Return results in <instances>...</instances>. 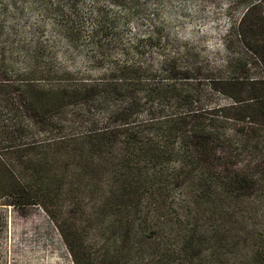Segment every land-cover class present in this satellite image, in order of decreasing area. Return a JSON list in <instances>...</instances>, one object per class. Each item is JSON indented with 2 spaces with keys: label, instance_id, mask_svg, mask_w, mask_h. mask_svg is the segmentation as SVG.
Listing matches in <instances>:
<instances>
[{
  "label": "rangeland",
  "instance_id": "1",
  "mask_svg": "<svg viewBox=\"0 0 264 264\" xmlns=\"http://www.w3.org/2000/svg\"><path fill=\"white\" fill-rule=\"evenodd\" d=\"M257 1L0 0V82L18 86L35 78L39 88L51 89V85H62L65 80L88 82L98 78L100 68L111 61H137L151 64L158 71L166 58L179 57L184 68L190 67L183 81L196 91L193 105L187 109L192 111L189 114H202L216 105L228 106L231 101L218 91L219 81L232 76L236 62L248 61L249 77L264 74V64L233 36L242 16ZM259 10H264V4ZM97 45L111 49V57L105 58L99 69L92 62ZM37 52L38 62L30 63L29 56ZM154 81L167 82L163 76ZM16 108L14 99L7 102L0 97V154L11 163L65 152V148L49 152L48 145L60 138H77L85 131L70 121L71 115L54 112L49 121L59 122L62 130L52 136L46 129L38 130L46 124L34 127L29 113L23 110L17 115ZM174 109L172 103L168 112ZM235 124L226 121L225 134H233ZM13 130L19 134L9 135ZM174 165L171 163L169 171ZM75 167L63 169L65 179L58 182L57 189L52 188L56 192L55 205L49 206L51 215L39 205L0 206L6 220L4 232L0 227V264H75L60 231L67 224L75 228L87 264H240L239 246L246 248L248 242L238 241L237 235H247L252 249L264 250L261 187L245 190L236 199L212 186L213 195L196 198L201 212L195 215L196 205L191 206L184 189L174 186L169 195L153 202L156 206L136 198L129 208L122 206L121 214L129 213L136 220L130 241L135 242L140 214L144 213L153 224L147 231L152 240L161 236L157 228L161 224L183 231L197 230L202 238L200 251L197 248L185 257L176 249L147 250L154 256L150 263L145 256L137 258L135 247L129 244L121 251L124 261L113 262L104 251L98 222L92 216L108 217L115 209L103 206L101 193L92 194L88 181L75 177ZM211 199L220 206L210 207L207 202ZM214 253L216 257L210 255Z\"/></svg>",
  "mask_w": 264,
  "mask_h": 264
},
{
  "label": "trees",
  "instance_id": "2",
  "mask_svg": "<svg viewBox=\"0 0 264 264\" xmlns=\"http://www.w3.org/2000/svg\"><path fill=\"white\" fill-rule=\"evenodd\" d=\"M262 4L264 0H258L245 12L233 36L264 64ZM95 47L92 62L99 69L104 59L111 57V49L106 45ZM29 57L30 63L38 62V52ZM247 65L246 59L236 62L232 76L219 81V90L215 88L231 101L230 105L212 106L202 114L193 111V115L187 109L192 107L196 91L183 81L190 67L184 68L179 57L166 58L158 71L151 64L137 61H111L100 68L98 78L88 82L65 80L62 85H51V89L39 88L35 78L21 81L18 86L1 81L3 101L14 99L15 113L28 112L34 127L46 124L38 130L59 135V122L49 119L54 112H66L73 117L70 121L85 131L77 138L51 142L49 152L65 148V152L52 156L43 154L11 163L0 154V206L39 205L51 215L49 206L55 205L53 195L58 182L66 177L63 171L76 166L75 177L87 180L92 194L101 193L103 206L115 209L108 217L92 216L98 222L104 251L113 262L124 261L121 251L129 244L135 247L137 258L147 257L150 263L154 256H149L147 250L170 248L190 257L202 244L197 230L157 224L161 236L152 240L147 231L153 229V224L148 214L141 213L137 222L140 230L131 242L136 220L129 213L121 214L122 206L129 208L135 198L155 205L153 202L169 195L171 187L178 186L184 189L191 206L196 205L197 215L201 209L196 198L213 195L212 186L221 188L228 198L237 199L243 191L260 187L264 193V74L260 78L247 76ZM157 76L167 82L156 84ZM172 103L176 109L168 112ZM180 109L184 111L178 112ZM230 120L237 129L225 134L223 124ZM11 133L19 134L18 130ZM171 163L175 165L169 171ZM214 200L208 205L219 207ZM67 225L60 231L73 262L87 264L75 228ZM0 227L4 232L6 220L1 213ZM244 239L248 245L239 246L240 264H264V250L252 249L247 235H237L238 241ZM210 255L216 257V253Z\"/></svg>",
  "mask_w": 264,
  "mask_h": 264
}]
</instances>
